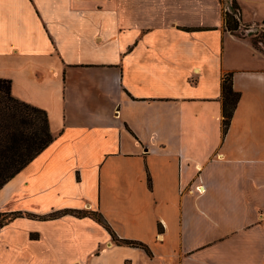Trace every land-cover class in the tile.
I'll list each match as a JSON object with an SVG mask.
<instances>
[{
    "label": "crops",
    "instance_id": "crops-1",
    "mask_svg": "<svg viewBox=\"0 0 264 264\" xmlns=\"http://www.w3.org/2000/svg\"><path fill=\"white\" fill-rule=\"evenodd\" d=\"M236 1L244 24L264 20V0ZM224 11L0 0V78L54 136L0 190V264H264V53Z\"/></svg>",
    "mask_w": 264,
    "mask_h": 264
},
{
    "label": "trees",
    "instance_id": "trees-1",
    "mask_svg": "<svg viewBox=\"0 0 264 264\" xmlns=\"http://www.w3.org/2000/svg\"><path fill=\"white\" fill-rule=\"evenodd\" d=\"M225 8L227 29L236 35L248 33L257 49L264 53V33L261 35L248 32L250 26L244 24L241 10L236 0H220ZM264 23V20L262 21ZM240 93L234 89L233 75L226 74L221 85V100L223 106V132L226 133L234 111L238 105ZM54 136L50 129L49 116L46 110L15 97L12 93L11 81L0 78V190L39 153L53 142ZM85 215L80 210H67L65 213ZM89 214L104 224L111 232L115 241H122L112 231L102 214L91 211ZM56 216V215H51ZM4 220L0 215V226ZM128 244L147 247L138 241L125 240ZM148 250V249H147Z\"/></svg>",
    "mask_w": 264,
    "mask_h": 264
},
{
    "label": "rangeland",
    "instance_id": "rangeland-1",
    "mask_svg": "<svg viewBox=\"0 0 264 264\" xmlns=\"http://www.w3.org/2000/svg\"><path fill=\"white\" fill-rule=\"evenodd\" d=\"M231 5H232V3H231V0H230L229 3H228V8H230ZM262 11H264V9ZM249 31H250V33H253L254 35L255 34L261 35L262 33H264V23L260 22V23H258L256 25H254Z\"/></svg>",
    "mask_w": 264,
    "mask_h": 264
},
{
    "label": "built area",
    "instance_id": "built-area-1",
    "mask_svg": "<svg viewBox=\"0 0 264 264\" xmlns=\"http://www.w3.org/2000/svg\"><path fill=\"white\" fill-rule=\"evenodd\" d=\"M232 1V0H231Z\"/></svg>",
    "mask_w": 264,
    "mask_h": 264
}]
</instances>
